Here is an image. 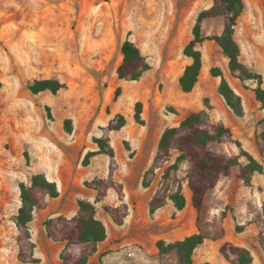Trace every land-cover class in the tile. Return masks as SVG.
Segmentation results:
<instances>
[{
    "label": "rangeland",
    "instance_id": "374dc122",
    "mask_svg": "<svg viewBox=\"0 0 264 264\" xmlns=\"http://www.w3.org/2000/svg\"><path fill=\"white\" fill-rule=\"evenodd\" d=\"M260 1L261 9L256 7V11L240 18L235 29L242 58L256 66L250 68L256 73L264 69V0ZM212 3L213 0H0V247L9 248L5 253L0 248V264H17L10 258V249L17 244L11 220L21 204L19 184L30 185L41 163L50 172L54 166L55 175L57 164L70 162L82 169L90 148L98 150L93 139L102 135V127L110 119L122 114L126 118L124 127L110 134L117 162L115 179L125 181L133 190L142 174L136 168L129 171L132 160L138 157L152 161L161 133L177 126L188 113L199 112V101L209 109L200 86L193 94V111L184 109L185 95L177 94L175 88L177 75L187 62L183 48L193 38L198 15ZM201 27L205 38L217 35L220 20H206ZM126 39L136 44L151 65V71L139 81L120 80L116 73L122 60L120 47ZM202 44L209 66H226L227 59L218 55L214 40L205 39ZM42 79L58 80L66 88L55 94L48 90L32 94L29 84ZM245 83L250 90L256 87L254 80ZM118 88L120 93L115 98ZM137 102L142 104L143 124L134 120ZM263 118L264 112L251 114L235 125L248 129L246 137L251 138L249 129L255 134L261 131ZM67 120L71 121L70 133L65 129ZM211 149L238 152L231 143L215 144ZM179 156L180 152L174 150L169 162L156 171L147 191L152 197L167 199L176 190L188 187L189 164L179 161ZM102 158L105 167L101 161L93 165L96 175L107 174L108 158L103 154ZM88 177H81V182ZM241 186L234 185L227 194L221 183L205 196L199 209L191 206L179 213L183 220L192 216L200 234L207 238L206 244L196 249L197 260L206 253L213 258L223 239V219L228 212L237 228L258 214L253 189ZM134 194L132 201L136 202ZM57 206L51 200L47 210ZM161 264L182 263L172 252Z\"/></svg>",
    "mask_w": 264,
    "mask_h": 264
},
{
    "label": "trees",
    "instance_id": "16d2710c",
    "mask_svg": "<svg viewBox=\"0 0 264 264\" xmlns=\"http://www.w3.org/2000/svg\"><path fill=\"white\" fill-rule=\"evenodd\" d=\"M244 8L243 0H213L210 8L198 15L192 30L193 38L183 48V54L191 59V63L184 68L179 78V85L184 93H190L194 89L201 71L202 55L198 45L205 39H209L214 40L227 57L228 68L233 77L241 81L254 80L256 82L254 94L264 106L263 77L241 63L240 47L234 37L238 18L243 13ZM209 19H219L221 30L219 34L205 38L202 35L201 25L202 22ZM120 52L122 60L116 70L120 80L137 81L151 69L147 58L130 39H126L122 43ZM211 74L221 78L218 92L233 113L242 117L241 99L225 80L221 70L214 67L211 69ZM63 88H66V84L55 79L34 80L28 86L32 94L46 90L55 94ZM119 93L120 89L118 88L114 93L115 98ZM141 114L142 104L137 102L134 120L139 124H143ZM70 123L71 121L67 120L65 126L68 133L72 131ZM125 123L126 118L122 114H116L110 119L108 124L102 127V135L93 139L98 151L88 152L83 159L82 164L86 166L91 157L96 154H103L108 158L107 176L105 178L96 177L84 183L87 188L97 192V201H101L109 189H113L118 199L123 201V185L114 179L117 162L110 144V134L119 131ZM260 123L263 125V129L256 133L255 144L263 157V163L258 162L244 150L241 143L233 138L231 130L222 122L212 121L205 110L190 113L177 126L168 127L161 134L152 164L142 176V186L144 188L151 186L156 171L169 162L174 150L180 152V156L177 158L179 161L185 160L189 164L187 185L192 193V205L196 209L201 207L205 196L216 188L221 178L230 176L233 169L237 170V177L246 186H250L253 174L264 172V118ZM222 143L234 144L238 152L229 154L211 149L212 145ZM19 192L21 204L15 217L18 232L16 238L19 247L18 259L22 263H37L38 260L33 255L34 245L30 241L28 224L33 219L34 210L45 209L48 205V198H56L59 193L56 184L49 181L42 173L33 174L30 185L21 182ZM168 198L179 211L185 208L186 200L181 190H176ZM164 203L165 198L153 196L149 202L150 213L153 214ZM77 205L78 211L74 217L68 219L64 216H58L45 222L47 235L55 242H65L60 253L62 264H87L89 258L97 252L99 243L103 242L107 236L104 224L96 218L95 205L84 200H78ZM104 210L117 225H122L124 218L128 215V206L125 203H121L117 207L105 206ZM256 224L259 246L264 253V206L261 213L256 217ZM241 229L237 228V231H241ZM203 241L204 236L193 234L174 243L165 244L163 241H158L157 247L163 254L175 252L182 264H192V254ZM220 253L229 264H252L253 262L249 250L231 243L222 244Z\"/></svg>",
    "mask_w": 264,
    "mask_h": 264
},
{
    "label": "crops",
    "instance_id": "0c3cea01",
    "mask_svg": "<svg viewBox=\"0 0 264 264\" xmlns=\"http://www.w3.org/2000/svg\"><path fill=\"white\" fill-rule=\"evenodd\" d=\"M243 2L245 8L241 16L238 18V21L245 15L254 12L256 7L258 10L261 9L260 0H243ZM202 43L198 45V49L201 51L202 55L201 71L195 87L190 93H184L179 85V78L182 75L184 68L191 63V59L185 55L184 56L187 58L186 65L180 74L177 75V84L175 90L178 92L177 94L185 95L186 100L184 103V109L189 111L196 110L193 108V94L197 87L200 86L202 98L203 100H208L210 107L209 109L205 108L203 103L199 101L198 111L205 110L212 121L222 122L231 130L233 138L241 143L243 149L250 153L258 162L263 163V157L259 153L255 144L256 134L254 131H252V128L249 129L251 138H248L246 137L248 129L237 128L235 125V122L241 121L248 115L260 114L264 112V106L261 105L254 94L255 87L253 90H250L246 87L247 84L245 81H241L231 75L228 68V59L217 44L216 45L219 49L218 55L222 56L223 54L227 59V64L225 67H223L224 65H222V67L213 65L209 66L205 58V52L202 48ZM240 61L249 69L256 67L254 64L243 60L241 48ZM214 67H218L221 70L225 80L228 82L233 91L240 97L243 110L242 117L236 116L233 113V111L227 106L224 98L218 92L221 78L215 77L211 74V69ZM149 71H151V69L145 72L144 75L148 74ZM259 74H261L263 77L262 87L264 89V69L260 70ZM144 75L140 79H142ZM215 116L218 117L217 120L213 119ZM97 151V148H90V152ZM155 152L156 150L152 154V161ZM97 161H101V163H103V167H105V160L102 158V154L94 155L91 158L89 164L82 166V169H76L75 166L70 162H62L63 164H61V166L60 164H57L56 171L58 173L56 175L54 174V166H52L50 172L48 168L45 167V163H41V168H39L35 173L44 174L49 181H52L56 184L59 195L56 198H48L47 203L49 205L51 200H55L58 206L52 211L47 210L48 205L45 209L34 210L33 219L28 224V230L30 234V241L34 245L33 255L34 258L38 260V262L22 263L19 261V247L17 244H15L12 246V249H10V258L16 260L17 264H62L60 260V253L65 246V242L53 241L46 233L45 222L48 219H53L58 216H64L68 219L74 217L78 211V200H84L95 205L96 218L104 224L107 234L106 239L99 243L97 252L89 258L87 264H161L162 259L167 257L168 254L172 253L173 251L164 254L161 253L157 247L158 241H163L165 244H169L176 241H182L186 237L193 234H200V231L195 226V221L192 216L185 218L184 220L181 218V216H179V213L183 212L184 209H187L191 206L193 207L192 193L189 191L188 187H185L182 190L186 200V205L183 210L179 211L173 202L167 198L165 199V203L162 207L158 208L153 214L150 213L149 202L152 198V194L147 192L149 188H144L142 186V175L151 166L152 161L147 162L146 160L144 161L143 158L135 157L132 160L133 166L129 167V171H133L136 168V170L142 174L139 176L138 186L133 190L128 187L125 181H117L115 179L116 171L114 172L115 181L123 185V201L118 199L117 194L113 189H109L107 195L101 201H97V192L93 189L87 188L84 185L86 181H90L96 177L105 178L107 176L108 160H106V175H104L105 173H102V175H96L97 172L93 170V165ZM62 169L64 170L62 171ZM90 173H92V175L89 178L88 175ZM83 176L88 178L83 179V182H81V177L83 178ZM221 183H224L223 191H225L227 194L232 191L234 185H242V188H252V195L254 203L258 207V214L255 216V218H250V221L244 224V227H242L241 231L237 232V223L233 219L232 214L228 212L227 216L223 219V239L219 241L216 247L217 251L215 252L213 258L209 256V253H206L202 256L201 260L196 259V249L199 246H204L206 244L207 238L204 237L203 243L200 244L192 254V264H229V262L220 253V247L224 243H231L235 246L249 250L253 257L252 264H257V261H260L261 264H264V253L259 246L258 228L256 224V217L261 213L264 206V172L253 174L250 186H246L243 181L237 177L236 172L234 171L231 172L230 176L221 178L216 187H218ZM133 193H135L134 195L136 197V202L132 201L131 195H133ZM121 203H125L128 206V215L124 218L122 225H117L110 215L104 210V207H117ZM16 215L17 213L14 214L13 219L11 220V223L16 230L15 234L13 232V239L15 240V243H17L16 238L18 233L15 225ZM0 248L4 249V253L9 249L5 245L1 246ZM4 253L3 257H6L4 256Z\"/></svg>",
    "mask_w": 264,
    "mask_h": 264
},
{
    "label": "bare ground",
    "instance_id": "6f19581e",
    "mask_svg": "<svg viewBox=\"0 0 264 264\" xmlns=\"http://www.w3.org/2000/svg\"><path fill=\"white\" fill-rule=\"evenodd\" d=\"M33 39V38H32ZM34 40V39H33Z\"/></svg>",
    "mask_w": 264,
    "mask_h": 264
}]
</instances>
